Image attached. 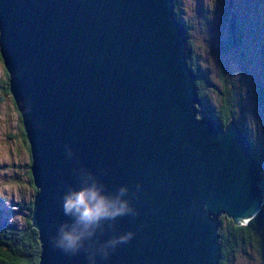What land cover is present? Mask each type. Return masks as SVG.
<instances>
[{
	"label": "water",
	"instance_id": "obj_1",
	"mask_svg": "<svg viewBox=\"0 0 264 264\" xmlns=\"http://www.w3.org/2000/svg\"><path fill=\"white\" fill-rule=\"evenodd\" d=\"M174 5L0 0V58L36 188V264H88L50 243L81 169L109 191L127 184L139 212L100 236L135 233L97 264H219L220 216L242 224L259 211L264 161L234 118L204 110Z\"/></svg>",
	"mask_w": 264,
	"mask_h": 264
},
{
	"label": "trees",
	"instance_id": "obj_2",
	"mask_svg": "<svg viewBox=\"0 0 264 264\" xmlns=\"http://www.w3.org/2000/svg\"><path fill=\"white\" fill-rule=\"evenodd\" d=\"M179 1L180 0H175V15L177 19L183 22L189 36L187 39L186 60L190 68L196 74L195 82L197 92L202 100L204 110L222 124L234 118L238 127L247 134L249 142L252 145L254 157L264 161V124L261 126L257 125L256 128L253 129L247 127L243 117L245 118V114L249 112V109L243 107L241 98L238 101L235 92L229 87L230 85L228 86V83H226L229 74H227V72L225 74L224 65L221 62L222 55L231 54L233 56L234 54V57L239 60L242 72H244V75H248L249 60L248 58L246 59L244 55L240 40L245 29L248 31L249 35H253L252 29L255 32L256 27L253 20L255 14L259 15V10L252 13V11L248 9L246 3H239L234 0H220L218 15L221 19V26L223 27L225 24L226 30L221 35H217V38L214 39L217 46L213 47L209 52L210 56L215 55L217 57V74H215V76L218 82L220 81L219 84H212L207 69L200 66V63L196 61L192 55L191 51H194L195 45L190 37L191 24L182 18L178 8ZM245 1L246 0H244V2ZM232 15L234 17L233 32L230 27V17ZM261 50V53H264V47ZM261 58L263 59L261 67L264 74V54ZM4 74V79L0 81V92H2L0 101H3L5 97H9L13 107L16 109L8 90V76L6 71H4ZM231 76H233V74H231ZM211 91L215 93L217 97L216 101H213L209 96ZM238 91L241 93L242 89L238 88ZM255 97L257 104L264 107V88H258ZM243 104L244 106L246 105L244 102ZM17 114L20 135L25 143L26 138L20 115L19 113ZM26 148L29 152L27 144ZM29 164L30 161L27 164L28 181L35 193L36 188L32 183ZM32 201L33 197L27 204L21 201L17 202L20 208L28 209L23 226H16L8 220H0V264H36L38 262L40 244L37 231L34 226H32L30 220ZM218 232L220 234L219 264H235L236 257L239 253L248 258L251 256L252 259L255 258L256 254L261 255L262 251H264V194L260 210L250 218L248 222L245 224H237L230 217L223 214L220 216Z\"/></svg>",
	"mask_w": 264,
	"mask_h": 264
},
{
	"label": "rangeland",
	"instance_id": "obj_3",
	"mask_svg": "<svg viewBox=\"0 0 264 264\" xmlns=\"http://www.w3.org/2000/svg\"><path fill=\"white\" fill-rule=\"evenodd\" d=\"M246 3L250 11L259 10V15L254 16L255 32L249 35L245 29L240 40L246 59L248 58V75L242 72L239 60L231 54L222 55L221 62L224 72L229 74L226 79L228 86L233 89L236 99L249 112L243 117L249 129L264 124V107L257 104L255 93L258 88H264V74L262 72V58L264 53V0H234ZM178 8L182 18L191 24L190 37L194 41L192 55L200 66L207 69L212 84H219L217 77V57L210 56V51L217 46L215 38L221 35L226 27L221 26L219 18L220 0H180ZM247 9V8H246ZM195 61V62H196ZM233 74V76H231ZM4 68L0 60V81L4 79ZM238 88L242 89L241 93ZM2 92H0L1 95ZM209 94V93H208ZM214 94V95H213ZM209 96L216 101V95L211 91ZM246 104L244 106L243 102ZM0 208L1 214L16 226H23L28 213L27 208H20L18 201L27 204L32 200L34 191L28 181L27 164L29 152L20 135L18 112L13 107L9 97L0 101ZM241 111V110H240ZM264 174V171H263ZM260 210V209H259ZM235 264H264V251L256 254L255 258H248L238 254Z\"/></svg>",
	"mask_w": 264,
	"mask_h": 264
},
{
	"label": "clouds",
	"instance_id": "obj_4",
	"mask_svg": "<svg viewBox=\"0 0 264 264\" xmlns=\"http://www.w3.org/2000/svg\"><path fill=\"white\" fill-rule=\"evenodd\" d=\"M68 155L72 156L71 149H68ZM78 185L68 186L61 197L63 214L69 219L59 224L50 243L67 255L83 251L87 254L88 264H97L98 256L107 259L119 245L131 241L135 233L129 230L106 240H101L100 236L114 228L118 218H135L139 212L131 201L127 184L109 191L93 172L81 169ZM139 188L137 184L136 190Z\"/></svg>",
	"mask_w": 264,
	"mask_h": 264
},
{
	"label": "bare ground",
	"instance_id": "obj_5",
	"mask_svg": "<svg viewBox=\"0 0 264 264\" xmlns=\"http://www.w3.org/2000/svg\"><path fill=\"white\" fill-rule=\"evenodd\" d=\"M1 104V103H0ZM28 170V169H27ZM248 222V221H247ZM246 223V222H245ZM245 223H242V224H245Z\"/></svg>",
	"mask_w": 264,
	"mask_h": 264
}]
</instances>
